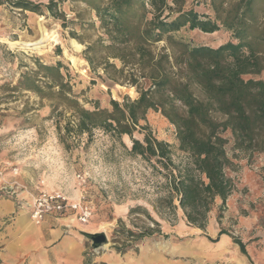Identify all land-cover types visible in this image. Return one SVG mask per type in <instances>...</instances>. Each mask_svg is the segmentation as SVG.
<instances>
[{"label":"rangeland","instance_id":"1","mask_svg":"<svg viewBox=\"0 0 264 264\" xmlns=\"http://www.w3.org/2000/svg\"><path fill=\"white\" fill-rule=\"evenodd\" d=\"M32 1L42 3L43 13L0 4V231L11 217L29 211L41 191H55L73 200L82 198L93 208L94 216L85 225L105 232L104 247L126 252V264H239V249L231 236L246 244L251 264H264V151L250 157L236 151L233 156L228 134L233 159L228 174L235 189L224 207L216 201L204 228L189 223L177 199L175 207L164 200L168 187L163 171L153 167L155 160L129 153L131 136L123 135L121 142L99 129L90 140L86 133L66 135L63 126L70 113L53 115L47 99L40 101L32 92L14 89L20 74L39 58L48 64L63 63L88 109L108 107L111 99L122 102L125 96H139L130 80L117 82L107 76L98 63L103 51L97 53L95 66L85 58L88 44L98 38L106 41L94 11L82 2L65 1L58 7L62 15L55 17L46 10L49 0ZM207 1L187 0L185 8L205 13ZM174 35L210 46L231 39L225 29L205 33L184 27ZM73 40L81 45L79 50ZM165 45L161 40L153 48L159 52ZM111 61L122 66L119 59ZM131 72L126 69L128 78ZM255 76L264 79V71ZM138 83L150 86L144 78ZM145 124L154 136L172 145L176 163L187 162L178 150L175 126L160 111L150 109ZM146 131L137 128L133 137L143 140ZM4 199L16 204H1ZM8 206L12 211L4 220L1 212ZM220 229L231 236L215 242ZM147 231L152 234L138 237Z\"/></svg>","mask_w":264,"mask_h":264},{"label":"trees","instance_id":"2","mask_svg":"<svg viewBox=\"0 0 264 264\" xmlns=\"http://www.w3.org/2000/svg\"><path fill=\"white\" fill-rule=\"evenodd\" d=\"M65 1L84 3L104 29L106 41L98 38L85 50L89 64L95 66L97 53L103 51L98 63L107 76L117 82L130 80L139 96H125L122 102L111 99L108 107L88 109L63 63L48 64L39 58L20 74L14 89L47 99L53 115L70 113L63 126L66 135L86 133L90 140L99 129L121 142L123 135L131 136L129 153L155 160L153 167L163 171L168 187L164 200L175 207L177 199L187 221L204 228L216 201L224 207L235 189L228 174L233 169L230 136L233 156L236 151L249 157L264 151V79L255 76L264 71V0H208L205 13L185 8L187 0H49L46 10L59 17V3ZM0 4L43 13L42 3L32 0ZM184 27L205 33L225 29L231 39L219 46L192 44L174 35ZM161 40L166 45L156 52L153 45ZM111 59H119L122 66ZM128 68L133 69L131 78L125 74ZM140 78L149 80L150 86H140ZM150 109L175 126L178 150L187 162L176 163L172 145L142 125ZM137 128L147 130L143 140L133 137ZM222 234L231 236L220 229L212 240L218 242ZM231 237L246 253L242 240Z\"/></svg>","mask_w":264,"mask_h":264},{"label":"crops","instance_id":"3","mask_svg":"<svg viewBox=\"0 0 264 264\" xmlns=\"http://www.w3.org/2000/svg\"><path fill=\"white\" fill-rule=\"evenodd\" d=\"M4 200L1 204H16ZM11 211V206L5 208L1 218L7 220L5 218ZM30 212L31 209L20 211L9 219L8 225L2 227L0 264H126L123 257L126 252L122 250L105 248L106 244L99 249L93 248L84 233L99 230L80 223L72 211L47 214L40 224L31 219ZM228 236L222 234L218 242L227 240ZM235 244L239 249V264H251L246 244V253Z\"/></svg>","mask_w":264,"mask_h":264},{"label":"built area","instance_id":"4","mask_svg":"<svg viewBox=\"0 0 264 264\" xmlns=\"http://www.w3.org/2000/svg\"><path fill=\"white\" fill-rule=\"evenodd\" d=\"M78 177H80V174ZM67 211H72L74 218L83 224L88 223L94 214L93 208L82 201V198L73 200L60 192L41 191L34 199L30 216L36 224H40L47 214H60Z\"/></svg>","mask_w":264,"mask_h":264},{"label":"water","instance_id":"5","mask_svg":"<svg viewBox=\"0 0 264 264\" xmlns=\"http://www.w3.org/2000/svg\"><path fill=\"white\" fill-rule=\"evenodd\" d=\"M84 235L91 240L92 247L95 249L101 248L104 244H106L108 240V237L105 232H85Z\"/></svg>","mask_w":264,"mask_h":264},{"label":"bare ground","instance_id":"6","mask_svg":"<svg viewBox=\"0 0 264 264\" xmlns=\"http://www.w3.org/2000/svg\"><path fill=\"white\" fill-rule=\"evenodd\" d=\"M41 28H42L43 31H45V29H44L43 27H41ZM54 38H55V36H54ZM21 43H22V42H21ZM72 43H73L74 47H75L77 50H79V49L81 48V45L78 44L75 40H73Z\"/></svg>","mask_w":264,"mask_h":264}]
</instances>
